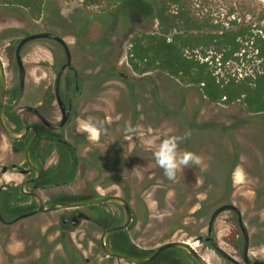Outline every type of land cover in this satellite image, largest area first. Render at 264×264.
<instances>
[{
    "label": "rangeland",
    "instance_id": "obj_1",
    "mask_svg": "<svg viewBox=\"0 0 264 264\" xmlns=\"http://www.w3.org/2000/svg\"><path fill=\"white\" fill-rule=\"evenodd\" d=\"M186 1L196 16L213 18L223 23L234 18L246 24L258 23L264 17V0ZM46 5L40 19H32L24 8L0 7V53L10 86L17 85L18 70L15 59L7 56L9 42L42 30L64 38L71 47L76 67L92 74L91 81L87 83L91 100L88 118L102 125L103 135L107 136L110 144L115 136L104 125L103 116L95 111L100 112L104 107L108 122L119 119L120 115L115 112V102L122 97L119 106L124 107L127 99V93L122 91L127 83L119 72L136 76L135 82L140 84L137 90L140 92L145 89L147 94L144 97L138 92L133 98L138 123L131 137L140 143L136 146L139 157L134 162V171L131 172L130 155H122L126 154L125 144L119 142L114 145L120 148L123 156L122 169L119 167L118 172H104V168L112 167L114 159L110 156L112 162H108L105 167L101 151L96 150L85 178L80 174L70 185L41 191L44 199L48 200L51 194L61 191L81 192L86 187V178L93 180L100 194H118L130 202L135 211L131 237L141 247L148 249L156 248L165 241H194L197 236L206 235L212 210L223 202L237 203L251 234L249 255L253 259L264 258V245L256 243L254 234V219L258 215L259 206L264 202V113H249L239 103L209 102L196 89L183 85L162 71L135 74L128 63L130 39L143 31L154 30L155 22L147 24L136 13L123 11L109 25L108 15H100L96 19L104 12L102 8L86 7L82 0H47ZM45 46L58 54L62 51L53 41L41 39L33 41L23 53L28 69L29 90L39 78L47 76L45 69L38 66L42 60L47 59ZM105 76L106 79L102 80ZM123 110L126 112L125 108ZM140 110L145 112V120ZM185 132L190 135L179 144V150L197 153L202 158V164L182 169L185 170L184 181L188 182L189 174L197 175L198 185L207 195L202 194L199 205L190 210L185 219V227L177 229L170 239L162 240L176 223L171 221L168 225L164 224L163 228L155 225L172 216L167 210L166 213L158 210L152 194L147 192V188L164 186L165 180L160 175L153 177L155 171L159 173L158 170L162 169L156 165L154 157L152 160L150 156L147 161L145 156L147 153L153 154L162 139L169 135H183ZM129 133L132 134L125 127L122 129L123 136ZM87 135L91 137L90 145L98 143L96 130L95 135ZM8 144L7 139L0 137V185L6 181L18 182L21 178L13 169L2 174L3 166L23 160V156L15 154ZM93 147L96 146H90ZM54 160L51 159L52 162ZM200 167L205 170L200 171ZM152 177L156 184L147 186ZM100 183L106 186L102 187ZM131 185L132 188L129 187ZM111 208L122 210L118 204L111 205ZM72 210L57 209L40 213L13 225L0 222V264H131L105 254L99 241L103 230L92 222L83 221L63 239L56 232L59 218ZM230 218V211L221 213L212 235L224 250L241 261L239 252L228 243ZM194 246L210 264H231L207 242L196 241Z\"/></svg>",
    "mask_w": 264,
    "mask_h": 264
},
{
    "label": "trees",
    "instance_id": "obj_2",
    "mask_svg": "<svg viewBox=\"0 0 264 264\" xmlns=\"http://www.w3.org/2000/svg\"><path fill=\"white\" fill-rule=\"evenodd\" d=\"M46 3L47 0H0V7L24 8L32 19H40L48 6ZM82 4L86 7L102 8L104 12L96 19L98 20L100 15H108L109 25L115 18L118 19L123 11L136 13L147 24L156 23L154 30L143 31L130 39L128 63L134 72L144 74L153 70L162 71L178 79L183 85L196 89L201 97L209 102L239 103L249 113H264V17L258 23L246 24L236 18L223 23L213 18L196 16L186 0H82ZM7 96L8 122L14 131L19 132L23 128L24 119L14 109L13 104L19 97L18 88L16 86L9 88ZM41 137L44 141L38 139L31 153L34 162L42 169L40 183L74 182L81 165L85 164L84 158L73 145L58 140L53 134L45 132ZM53 151L57 152V160L47 164V158ZM158 172L155 171L153 177L160 175L159 177L164 178L165 185L147 188V192L152 194L158 210L162 212L167 210L172 216L165 218L161 224L156 222V227L163 228L171 221L176 223L162 239L167 240L177 229L185 227V219L190 210L199 205L200 196L207 193L201 191L197 175L192 176L187 172L188 182H185V170L177 172L174 181L168 180L163 171ZM81 175L85 177L86 167L81 171ZM153 177L149 178L151 183H147V186L156 184ZM97 196L99 192L93 183L86 180L84 191L80 193L61 191L52 195L51 201H74ZM24 199L27 197L20 194V197L14 198L16 203H11L7 194L3 195L2 215L6 219H11L31 210L35 203H19ZM113 204L115 205L104 202L89 206L93 223L103 230L109 226L119 225L125 219L124 210H113L111 208ZM132 211L133 220L128 228L112 232L107 240L108 245L120 253L150 255V249L141 247L131 237L130 229L135 224L133 208ZM230 213L231 232L228 243L240 253L243 237L238 227L236 213L234 211ZM254 226L256 243L264 245V202L258 208ZM59 230L64 239L73 227L60 222ZM195 263L187 251L172 247L163 250L152 261L135 264Z\"/></svg>",
    "mask_w": 264,
    "mask_h": 264
},
{
    "label": "flooded vegetation",
    "instance_id": "obj_3",
    "mask_svg": "<svg viewBox=\"0 0 264 264\" xmlns=\"http://www.w3.org/2000/svg\"><path fill=\"white\" fill-rule=\"evenodd\" d=\"M40 31H42V30H40ZM40 31H36V32H40ZM36 32H32L30 34H33ZM30 34H27V35H30ZM27 35H25V36H27ZM22 37H24V36H22ZM17 38H20V37H17ZM14 39H16V38H14ZM14 39H12V40H14ZM41 39H44V40L47 39V40L53 41L55 44H58V46L62 49V51H61V53L58 54V53L53 52L50 47H47V46L44 47L48 51V53L46 54L47 59L42 60L40 62L41 64L38 66H41L42 68L45 69L47 76L45 78H39V80L35 83V85H33L31 87V90H29L28 85H27L28 69H27V65L25 64L24 59H23L24 65L26 67V80H25L24 88L22 91L19 90V80H18L17 85H15V86L18 88L19 97L13 101L14 109L18 113H20L21 117L24 119L23 128L17 133H22L25 131V129L27 127L34 126L37 129V136H36V139H35L33 146L35 145V143L37 142L38 139H40L41 142L44 141V139L41 136L45 132L55 135L57 137V139L62 141V142L70 143L71 145H73L74 148L79 153V155L81 157H83L85 160V164L83 163L81 165L79 175L81 174V171L85 167H86V175L90 171V167H91L90 161H91V158L93 159L95 157L96 152H94V151H96V150L98 152L101 151L102 159H103V163L105 164V167L108 165V162L110 163L114 159V162H113L111 168H109V169H106V168L103 169L102 168L104 172H112V171L118 172L119 167L122 166V162H121V158L123 157L122 155H125V156L130 155L131 160H132L131 165H130L131 166V172L134 171V168H133V165L135 166L134 162H135L136 158L139 157L136 146L138 144L140 145V143L137 139H133L131 137L134 134L133 131H132V134L129 133V134L123 136L122 135V129L125 127L126 131H128L127 130L128 126H130L131 128L134 129L136 126L135 124L138 123V117H137L136 113L134 114L135 111H134V102H133L134 95H136L139 92V90H137V88L140 85L139 83L135 82L134 77H136V76H133L130 73L119 72V75L122 76L123 79L127 83L125 86L126 88L125 89L122 88L123 89L122 91H125L127 93V99L125 100V102H124L125 105L123 107L126 109V112L123 110L122 107L119 106V102L122 100V97H120L115 102V107H116L115 112H117V114L120 115L118 120H113L112 122H108L107 121L108 115H106L103 112V111H105L104 107L101 108L100 112L95 111L96 114H101L103 116L102 121L104 122V125L110 129V132L115 136V138H113V140L110 141L111 142V144H110L108 142V139L106 138L107 136L103 135L104 131L102 130V125L98 124L97 122H94L97 124V127L95 130L98 133V140H97L98 143L97 144L99 145L98 146L99 148L97 147V144L90 145V143H91L90 138L91 137L89 135H87L88 133H84V132L79 131L78 130V124L82 120H84L85 118H88V115L90 114V112H89L90 110L88 107L91 104L90 86L87 83L89 81H91L92 74H88L86 72H83L80 69H78V67H76V65L74 64L73 53H72L71 47L69 45L68 46H69V49L71 52V58L70 59H68V56L66 54L64 47L60 43L56 42L55 40L49 39V38H37V39L31 40L30 42L26 43L22 47V58H23V53L25 52L26 48L29 45H31V43L33 41L41 40ZM11 41L9 42V47L6 48L9 50L7 52V56L15 59V65H16L17 70H18V79H19V69L17 66L16 57H15V51H16V48L18 46V43H11ZM5 52H6V50H5ZM1 54L2 53H0V56L2 58ZM4 64H5V62H4ZM63 66L65 68L62 71L60 81L58 84V82H57L58 74H59L60 70L63 68ZM5 71H6V67H5ZM135 74H136V72H135ZM146 74H147V72L144 74H140V75H146ZM6 77H7V73H6ZM103 79H106V76L103 77L102 80ZM7 84H8V89L11 87H15V86L9 85L8 78H7ZM96 86H99V85H96ZM8 89H7V91H8ZM0 93H1V84H0ZM139 94L144 95V97H145V94H147V90L142 89L139 92ZM59 96L63 102L62 104H60V102H59ZM7 98H8V96L6 93V99H5V103H4V115H5V118L8 122V117L6 115ZM24 98H26L27 101L24 102ZM27 107H33L36 111H32L30 109H27ZM64 109L69 110L68 111L69 115H68L66 122L64 124L60 125V123L62 122V120L64 118ZM140 112L142 114L141 117L143 118V120H145L146 119L145 112L143 110H140ZM8 124H9V122H8ZM57 125H60V126L55 127ZM14 132H16V131H14ZM33 136H34V130H33V128H29L28 132L26 133V135L22 139L12 140L4 133L2 126H1V123H0V137L3 139L5 138L9 141L8 147H12V150L15 154L23 156V160L21 162H13V163H11V165L3 166V168H2V174H5L10 169H13L18 175L21 176V178L18 182L11 183L9 181H6L5 183H2L0 185V208L2 207V196L5 194H7L8 198L11 200V203H16V202H14V198L20 197V194L26 196L27 199H24V201H20L19 203H24V204L25 203L31 204L32 202L35 203L34 207L31 210H29L27 212H23L21 214L31 212L38 207L34 197L23 192L22 183L25 180H28V182L26 183L24 190L26 192H31V191L37 192L38 194L41 195L44 204L47 205V204L53 203V201H51V196L54 194H51L49 196V199L45 200L41 191L50 190L53 188H58V187H62V186L64 187V186L70 185V184L74 183L79 177V175H78L77 179L70 184L56 183L53 185V184L40 183V179H41V175H42V169H41V166L37 162H34V160L32 159L33 162L40 168L39 177L36 180H32L36 177V170L34 168H32L27 163L26 153H27V148H28L30 142L32 141ZM93 137L94 136H92V138ZM129 139H131V141H129ZM119 142L125 144L126 147L124 150H125L126 154L121 155L120 148L118 147V149H117V147L114 145V144H117ZM101 145H103V148ZM33 146L31 147L30 153H32ZM90 146H96V147L90 148ZM88 148L90 149L89 152L86 151ZM110 156L112 157V160H111ZM150 156H152V160H153V154L147 153L145 156L147 158V161H149ZM31 158H32V154H31ZM51 159H55V160L52 162ZM56 160H57V152L53 151L49 155V157L47 158V164L54 163V162H56ZM121 169H122V167H121ZM86 175H85V177H86ZM85 177H83V178H85ZM86 180L91 181L93 183V185L95 186V188L97 189L96 182H93V180H90L88 178H86ZM86 180H85V184H86ZM100 185L102 187L106 186L105 184H102V183H100ZM129 187L132 188V185ZM84 190L85 189H83L82 191H84ZM18 191L20 192V194ZM65 192H67V191H65ZM68 193H71V192H68ZM76 193H80V192H76ZM99 195H103V194H100V192H99ZM105 195H107V194H105ZM109 195H112V194H109ZM82 200H85V199H82ZM74 201H78V200H74ZM60 202H72V201H60ZM110 203H113V202H110ZM223 203H233V202H223ZM115 204H117V203H115ZM233 204H236V203H233ZM90 206H92V205H90ZM119 206L121 207V209H123V207L121 205H119ZM57 209H73L71 212H68L64 215H61L59 218V227H58L56 232L59 233V235L61 237H62V233L59 230V228H60V222H63L61 220L62 216L71 217L72 215L77 214L78 210H82V211L86 212L87 214H89L90 216L92 215L91 211L89 210V206H85V207H79V208H75V207L56 208V209H53V210L48 211V212H39V213H36L34 215H31V216L23 218V219L32 218L33 216L39 215L40 213H49V212H52V211L57 210ZM228 211H231V210H228ZM241 211H242V209H241ZM21 214H19V215H21ZM242 214H243V211H242ZM19 215H16L11 219H6L3 215L2 216L8 221H12L14 218H16ZM23 219H20L14 223H3L1 220H0V222L5 224V225H13V224H15V223H17ZM83 221L93 223L92 219L82 220V222ZM216 221H215V223H216ZM66 224H68V223H66ZM69 225L73 227V230L76 228L72 224H69ZM214 228H215V224H214ZM214 228H213V230H214ZM213 230H212V232H213ZM72 231H68L67 234L72 232ZM207 232H208V228H207ZM249 233H250V231H249ZM210 235L213 237L212 233ZM199 236H201V235H199ZM199 236H197V238ZM207 236H209L208 233L205 235V238L201 242H207L213 248L212 241L207 240L206 239ZM213 240H214V242H216L218 244V242L215 240L214 237H213ZM195 243H194V245H195ZM250 245H251V234H250ZM153 249H155V248H153ZM151 250L152 249H150V254H151ZM239 254L241 256V250H240ZM124 261H126V260H124ZM227 261L231 264H234L233 262H231L229 260H227ZM126 262H129V261H126ZM129 263L135 264L132 262H129Z\"/></svg>",
    "mask_w": 264,
    "mask_h": 264
},
{
    "label": "water",
    "instance_id": "obj_4",
    "mask_svg": "<svg viewBox=\"0 0 264 264\" xmlns=\"http://www.w3.org/2000/svg\"><path fill=\"white\" fill-rule=\"evenodd\" d=\"M37 38H49V39L55 40L56 42L60 43L64 47L66 54L68 56V59L71 58V52H70V49H69V46H68V43L66 42V40L64 38H62L61 36H59L55 33L49 32V31H40V32H36V33L30 34V35L20 37V38H16V39L12 40L11 43H18V46H17L16 51H15V57H16V62H17V66L19 69V79L18 80H19V90L20 91L23 90L25 80H26V67L24 65L23 58H22V47L26 43L30 42L31 40L37 39ZM64 68L65 67L63 66V68L60 70V72L58 74V78H57L58 84H59L60 77H61V74H62V71ZM0 84H1L0 123H1V126H2L4 133L12 140H19V139H22L26 135L29 128H33V130H34V136H33L32 141L30 142V144L27 148L26 161L32 168H34L36 170V177L34 179H32V180H36L40 175V168L33 162L32 158H31L30 150H31V147L33 146V144L35 142V139L37 136V129L34 126H29L22 133L14 132L10 128V126H9V124L5 118L4 103H5V99H6L8 84H7V77H6V71H5V64H4V61L1 58V56H0ZM59 102H60V104L63 103L60 96H59ZM27 109H30L32 111H36L33 107H27ZM68 111L69 110L64 109V118H63L62 122L60 123V125H62L66 122L68 115H69ZM60 125H57L55 127H59ZM27 182H28V180H25L22 183L23 192L33 196L38 207L31 212L24 213V214L17 216L12 221H8L2 216V212H1V208H0V220L3 223H14L20 219L29 217V216L34 215L36 213L48 212V211H51V210L56 209V208H70V207L79 208V207H85V206H90V205H96V204L104 203V202H113V203H117L123 207L124 212H125V219L119 225L106 227L100 236L101 248L103 249V251L105 252V254L107 256L123 259V260L129 261V262H132V263H145V262H149V261L154 260L163 250L168 249V248H172V247H177V248H181V249H184L185 251H187L193 257L194 261L196 262L195 264H210L204 258V256L199 252V250L194 246V243L196 241L201 242L205 238V235L199 236L194 241L171 240V241L163 242L158 247H156L155 249H152L151 254L147 255V256H135V255H131V254L116 252V251L112 250L110 248V246L108 245L107 240H108L109 235L114 231L127 229L133 220L132 208L130 206L129 201L125 197L118 195V194H112V195L103 194V195H99V196H97L95 198H91V199L78 200V201H72V202H53V203L45 205L40 194H38L35 191L26 192L24 190ZM228 210L234 211L236 213L238 226L242 232L243 244H242V248H241V259H242L241 261L236 259L234 256H232L230 253H228L223 248H221L216 242H214L213 237L210 235L212 233L215 221L217 220L218 216L221 213H223L224 211H228ZM90 219H91V216L82 210H78V213L75 215H72L71 217H69V216H62L61 217V220L64 223L72 224L74 227L79 226L80 223L82 222V220H90ZM207 233L209 234V236H207L206 239L212 241V246L215 249V251L218 254H220L221 256H223L225 259L233 262L234 264H264V258L253 259L249 255V250H250L249 229L244 222L241 209L236 204L222 203V204H219L218 206H216L210 215Z\"/></svg>",
    "mask_w": 264,
    "mask_h": 264
},
{
    "label": "clouds",
    "instance_id": "obj_5",
    "mask_svg": "<svg viewBox=\"0 0 264 264\" xmlns=\"http://www.w3.org/2000/svg\"><path fill=\"white\" fill-rule=\"evenodd\" d=\"M102 123V122H99ZM97 124L91 118H85L78 124V130L84 133L95 135ZM129 132L134 131L130 126L127 127ZM190 135L185 132L183 135H169L162 139L153 151V157L156 165L162 169L168 180L174 181L177 172L188 167H198L202 164V158L190 150H179V144ZM200 167V171H204Z\"/></svg>",
    "mask_w": 264,
    "mask_h": 264
},
{
    "label": "crops",
    "instance_id": "obj_6",
    "mask_svg": "<svg viewBox=\"0 0 264 264\" xmlns=\"http://www.w3.org/2000/svg\"><path fill=\"white\" fill-rule=\"evenodd\" d=\"M123 108V107H122ZM124 109V108H123Z\"/></svg>",
    "mask_w": 264,
    "mask_h": 264
}]
</instances>
